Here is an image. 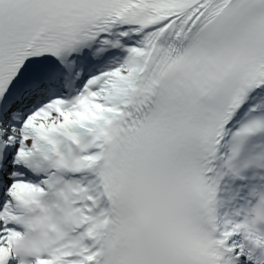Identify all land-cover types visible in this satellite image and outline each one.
I'll return each instance as SVG.
<instances>
[{"label":"snow or ice","instance_id":"obj_1","mask_svg":"<svg viewBox=\"0 0 264 264\" xmlns=\"http://www.w3.org/2000/svg\"><path fill=\"white\" fill-rule=\"evenodd\" d=\"M0 264H264V0H0Z\"/></svg>","mask_w":264,"mask_h":264}]
</instances>
